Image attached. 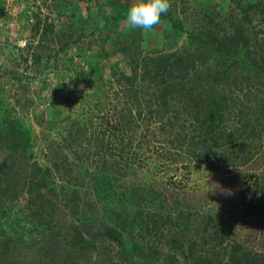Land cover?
Wrapping results in <instances>:
<instances>
[{
  "label": "rangeland",
  "instance_id": "1",
  "mask_svg": "<svg viewBox=\"0 0 264 264\" xmlns=\"http://www.w3.org/2000/svg\"><path fill=\"white\" fill-rule=\"evenodd\" d=\"M256 1L170 0L160 24L145 33L125 23L132 0H0V239L13 236L27 246L41 240V213L56 229L79 224L66 207L77 189L82 222L120 221L118 212L133 222L121 240L127 252L107 243L85 264H104L101 254L116 264H192L221 240L264 261V92L247 87L236 93L240 118L257 130L233 159L240 164L222 167L216 154L172 164L165 135L156 132L164 121L155 113L157 137H143L145 127L134 123L120 132L125 99L113 80L114 71L132 74L134 49L142 58L183 50L189 35H232L241 9ZM256 12L247 14L251 37L264 36ZM227 125L233 130L239 119ZM14 142L21 145L17 151H11ZM254 204L261 206L250 209ZM180 211L194 218L184 230L174 224L182 222L175 220ZM208 215L211 241L205 245L198 229ZM16 250L15 259H32L30 249Z\"/></svg>",
  "mask_w": 264,
  "mask_h": 264
},
{
  "label": "trees",
  "instance_id": "2",
  "mask_svg": "<svg viewBox=\"0 0 264 264\" xmlns=\"http://www.w3.org/2000/svg\"><path fill=\"white\" fill-rule=\"evenodd\" d=\"M241 10L244 15L241 20H235L233 34L221 40H215L208 34L204 37L189 35V44L183 50L167 53L156 50L153 55L142 58L139 57L140 50L132 51V74L113 72V80L121 86L120 93L125 99L120 121L116 124L121 133L127 130L129 124L134 123L136 127H145H142L143 137L148 134L157 137V133L165 135L163 146L169 147V160L172 164L188 159L200 163L215 154L222 158V167L240 164L233 159L239 160L248 140L256 135L257 130L251 126L250 120L245 122L240 118L244 111L241 102L237 101L239 96L236 93L243 92L247 87L250 90L256 89L255 93L264 92V36L254 33L251 37L253 33L246 25L250 21L247 14L257 10L259 18L256 21L264 24V0H258ZM231 20L233 23L234 19ZM143 108L148 113H144ZM154 113L164 121V126L159 125L156 134L151 129L157 122L152 121L160 119H154ZM233 117L239 119V127L228 130L227 123ZM148 123L152 124L149 126ZM117 126L114 129H119ZM19 148L21 145L18 142L11 145V151ZM115 164L121 166L117 162ZM59 166L53 163L55 170ZM46 174H50V169H46ZM78 192L77 189L71 190L67 195L69 206H65L69 207L70 216L77 218L79 224L72 222L66 230L56 229L46 214L41 213L37 221L45 229L43 238L28 246L13 236L0 239V264H85L90 261L94 250L107 243L121 246L120 254L127 252L121 240L124 231L133 227V222L122 219V212L115 215L120 221L107 216L104 221H96L97 224L82 222ZM260 206L254 204L250 209H258ZM166 218L173 220L170 214ZM175 220L182 221L174 224L184 230L189 224L192 225L194 218L190 214L184 216V212L180 211ZM210 221V215L199 220L202 229H198V240L205 245L211 241L208 233L211 231ZM196 242L190 243V251L196 248ZM222 244L223 240L211 245L207 248L206 256L193 260L192 264H264L259 253L243 250L239 243L230 248ZM17 247L30 249L32 259H15L13 255ZM108 258L107 254H101L99 261L116 264Z\"/></svg>",
  "mask_w": 264,
  "mask_h": 264
},
{
  "label": "clouds",
  "instance_id": "3",
  "mask_svg": "<svg viewBox=\"0 0 264 264\" xmlns=\"http://www.w3.org/2000/svg\"><path fill=\"white\" fill-rule=\"evenodd\" d=\"M170 8V0H132L125 23L131 29L141 28L147 33L160 24L162 15L167 14Z\"/></svg>",
  "mask_w": 264,
  "mask_h": 264
}]
</instances>
